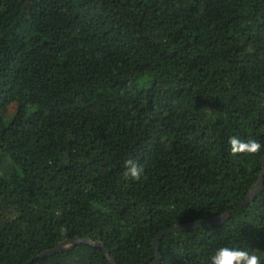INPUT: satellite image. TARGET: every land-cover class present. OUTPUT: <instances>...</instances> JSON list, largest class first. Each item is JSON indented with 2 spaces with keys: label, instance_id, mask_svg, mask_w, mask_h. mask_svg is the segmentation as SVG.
Returning <instances> with one entry per match:
<instances>
[{
  "label": "trees",
  "instance_id": "trees-1",
  "mask_svg": "<svg viewBox=\"0 0 264 264\" xmlns=\"http://www.w3.org/2000/svg\"><path fill=\"white\" fill-rule=\"evenodd\" d=\"M263 160L264 0H0V264H264Z\"/></svg>",
  "mask_w": 264,
  "mask_h": 264
},
{
  "label": "water",
  "instance_id": "water-1",
  "mask_svg": "<svg viewBox=\"0 0 264 264\" xmlns=\"http://www.w3.org/2000/svg\"><path fill=\"white\" fill-rule=\"evenodd\" d=\"M263 186H264V160H263V164H262V171L260 173V176H259L256 184L248 191V193L246 194L244 199L234 209L244 207V206L248 205L250 202H252L255 199V197L258 195V193L261 191ZM232 211H233V209H230V210H228L222 214H216L210 218L190 221L187 223H182V224L172 226V227L167 228V229H162L154 238L153 245L156 249V255L157 256H156L154 262H152L151 264H159L161 262L162 254L160 252V239L164 234H166L168 232H173V231L196 229L199 227L210 226L213 224L223 222L229 217V215ZM79 243L91 244V245L103 248L108 259L113 264H118L116 262V260L112 257V255L110 254V251L108 250V248L101 241H92L90 239H86V238H82V237H75L72 239L64 240V241L60 242L59 244H57L55 247L44 251L41 254V256L53 255L56 252L68 250V249L76 246Z\"/></svg>",
  "mask_w": 264,
  "mask_h": 264
},
{
  "label": "clouds",
  "instance_id": "clouds-1",
  "mask_svg": "<svg viewBox=\"0 0 264 264\" xmlns=\"http://www.w3.org/2000/svg\"><path fill=\"white\" fill-rule=\"evenodd\" d=\"M230 151L233 156L239 154H256L261 149V143L255 137H249L246 140L238 136H231L228 140ZM125 177L139 179L143 168L133 159L124 161ZM211 264H261L260 257L240 248L220 247L211 257Z\"/></svg>",
  "mask_w": 264,
  "mask_h": 264
}]
</instances>
